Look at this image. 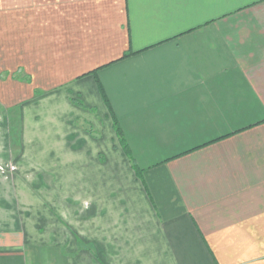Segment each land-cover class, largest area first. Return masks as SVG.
I'll list each match as a JSON object with an SVG mask.
<instances>
[{"label":"crops","instance_id":"crops-1","mask_svg":"<svg viewBox=\"0 0 264 264\" xmlns=\"http://www.w3.org/2000/svg\"><path fill=\"white\" fill-rule=\"evenodd\" d=\"M10 157L0 264H264V0H0Z\"/></svg>","mask_w":264,"mask_h":264},{"label":"rangeland","instance_id":"rangeland-1","mask_svg":"<svg viewBox=\"0 0 264 264\" xmlns=\"http://www.w3.org/2000/svg\"><path fill=\"white\" fill-rule=\"evenodd\" d=\"M23 166L24 165L16 164L15 159L10 157L8 162L0 164V179L2 178L3 182L10 183L9 185L13 186V191H11V194L13 197H15V199L27 197L31 202H38L40 204L39 207L34 206L35 208L41 209V211H43L45 214H52L53 208L51 207V205L47 204L45 196H49L51 199L53 197V190L44 189L42 190V193H38V190L34 189L32 185L33 181H35V175L32 172L28 171L26 173L23 172L22 176L18 173L20 172V170L22 171L23 169L27 168ZM41 203H44V205H42ZM7 208L9 207L0 205V218L1 216L3 218V215L8 212ZM12 208L14 213L15 207ZM0 224H2V221H0Z\"/></svg>","mask_w":264,"mask_h":264},{"label":"trees","instance_id":"trees-1","mask_svg":"<svg viewBox=\"0 0 264 264\" xmlns=\"http://www.w3.org/2000/svg\"><path fill=\"white\" fill-rule=\"evenodd\" d=\"M115 131H116V134H117V137H118L119 143H120V145L122 146V150L124 151V153H126L128 159H129V161L131 162L132 159H131V157H129V155H128L127 147H126V145H125V143H124V141H123V139H122V137H121L120 131H119V129H118L117 126H115ZM131 163H132V162H131ZM132 167H133V170H134L135 174L139 176V175H140V171L136 168V166H135L133 163H132Z\"/></svg>","mask_w":264,"mask_h":264}]
</instances>
